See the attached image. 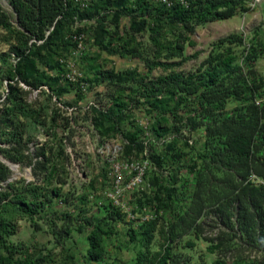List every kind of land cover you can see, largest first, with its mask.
<instances>
[{
    "label": "trees",
    "instance_id": "1",
    "mask_svg": "<svg viewBox=\"0 0 264 264\" xmlns=\"http://www.w3.org/2000/svg\"><path fill=\"white\" fill-rule=\"evenodd\" d=\"M5 1L12 13L0 4V37L8 46L0 53V86L7 82L0 101V155L28 166L44 185L10 182L12 171L0 162V264H76L74 256L61 262L41 253L32 257L28 245L12 242L22 220L37 230L42 220L62 248L73 233L84 234L88 248L82 264H118L109 253L122 248L114 244L117 226L127 228L124 247L138 249L128 264H181L175 249H191L200 239L215 256L211 264H264V76L256 67L264 59V42L255 35L246 43L242 34L232 33L215 41L196 69H183L197 57L185 55L186 47L195 45L196 29L246 13L252 0H93L86 8L76 0ZM80 34L99 52L135 59L143 68L104 71L96 64L100 54L80 58L92 81L105 85L98 96L111 104L89 110L102 142L120 136L124 156L138 155L145 130L137 115L147 109L152 117L151 194L135 203L155 206L159 213L139 225L107 199L95 198L96 211L88 212L84 207L91 189L96 191L94 180L88 193H63L70 157L51 143L58 136L51 101L70 89L81 92L61 79L60 62ZM34 90L42 100L29 103ZM33 127L47 139L30 151ZM160 140L163 144L155 146ZM52 181L58 186L49 189ZM60 197L71 211L46 214L52 199ZM157 237L159 250L151 253ZM252 253L257 257L251 259Z\"/></svg>",
    "mask_w": 264,
    "mask_h": 264
},
{
    "label": "rangeland",
    "instance_id": "2",
    "mask_svg": "<svg viewBox=\"0 0 264 264\" xmlns=\"http://www.w3.org/2000/svg\"><path fill=\"white\" fill-rule=\"evenodd\" d=\"M0 4L4 10L11 15L12 10L8 3L5 0H0ZM249 10L246 13H240L237 16L225 20L217 21L213 23H208L201 27H198L195 33L192 36V40L195 43L194 47H186L185 55L193 56L197 54V57L190 59L184 64L183 69L189 71L190 69H196L197 66L206 58L211 45L220 38H223L229 34L237 33L242 34L246 40V43L249 41V38L258 35L259 38L264 42V0H252L248 4ZM90 25L92 23H86ZM122 27L128 25V20L123 19L120 24ZM84 51L82 55L89 54L97 57L96 64L99 65L101 70H115L116 72H122L135 67L139 68V71H143L142 65L138 63L135 59L127 57L112 56L106 52H99L95 47L91 45L88 35H84ZM41 42L38 43L39 46ZM8 46L1 41L0 37V53L7 52ZM71 52V51H70ZM65 58L70 55V53H64ZM81 55V56H82ZM85 66V65H84ZM256 67L264 76V59H261ZM75 70L78 74L81 75V78H89V90L86 93L78 92L75 88L70 89L65 93L60 100H56L54 97L52 99V105L56 108L57 113V133L58 136L51 140V143L63 147V154L69 155V159L65 158V171L67 182L62 187L63 193L69 191L75 193V197L81 194L88 193L89 184L92 180L95 181L96 191L91 189V194L93 196L89 197L85 203L84 208H88V212H95V198L103 201L106 199L104 192L110 190L113 187V172L120 170V167L124 166L127 169L120 170L122 176V182L120 187L125 188V184H129L131 178L136 174V167L147 161V168L144 172L143 180V190L134 188L133 190L125 191L124 201L127 202V205H133L137 199L144 200L146 195L151 194V186L149 183V176L147 172L150 171L151 164L150 158H148V145L149 139L152 138L151 133L148 131L150 127L152 117L149 110L142 109L137 115V120L139 121L140 126L145 130L144 137L142 138V153L138 155H133L129 158L124 156L123 145L124 141L120 136L115 138H110L106 142H102L99 138L98 133L92 129L90 124V107L97 106V104L103 106L107 109L110 107L108 99L106 97H100L99 94L103 95L105 92V85L103 83L97 84L92 81L93 74L86 73V70L83 68L81 59L75 60ZM159 72L153 73L152 76H156ZM6 81L3 82L0 86V101L6 95ZM21 86V84H19ZM23 88V87H22ZM27 89V88H25ZM45 92H48L45 89ZM36 93V94H35ZM38 91H30L27 100L29 103L34 102L39 98V101L42 100L38 96ZM101 100V103H100ZM68 120V123L64 122V119ZM75 118V119H74ZM44 132L41 129L36 131L35 127L30 128V133L33 136V140L28 143L30 151L34 148V143L36 141L41 142L47 137L44 136ZM72 132V138L68 139L67 135ZM164 140H160L156 143L155 146H161ZM16 171H12V177L9 180H24L25 182L36 181L41 186L44 183L41 180H37L31 173V170L28 166H20L16 164ZM25 184V183H24ZM55 181H52L48 188L57 187ZM125 190V189H124ZM60 197L59 199H52V203L49 204V207L45 211L49 216H60L62 212L66 211L69 208L65 207V204L62 203ZM133 201L134 203H131ZM79 208L83 205L77 203ZM134 206V205H133ZM152 206V205H149ZM71 211V210H70ZM135 214L140 212V208L134 210ZM41 230H37L32 227L27 220L20 221L19 229L17 233L11 238L12 242H21L30 247V254L32 257L37 256L41 253L42 256H51L55 261H64L66 256H74L76 264H82L83 257L86 254L88 244L84 234L73 233L66 241L62 247L55 245V239L50 235L47 228L43 225V221H37ZM58 224H61V221H58ZM119 234L114 239V244L116 246H122V248L110 249L109 253L112 258L116 257L118 264H128L131 263L136 256L138 249L136 247L130 246L129 248L124 247L125 241L128 240L125 237V231L127 228L122 226H117ZM183 243L186 242L187 238L182 239ZM161 241L159 238H156L153 246H151V253L159 250V245ZM207 243L203 240L195 241V246L191 249L186 248H176V252L181 256V264L184 261H188V264H211L215 259V256L208 254L207 252ZM49 252V254H47ZM251 259L254 257L252 253ZM47 258V257H46ZM190 258V259H189ZM188 259V260H187ZM70 264V263H69Z\"/></svg>",
    "mask_w": 264,
    "mask_h": 264
},
{
    "label": "built area",
    "instance_id": "3",
    "mask_svg": "<svg viewBox=\"0 0 264 264\" xmlns=\"http://www.w3.org/2000/svg\"><path fill=\"white\" fill-rule=\"evenodd\" d=\"M80 3L82 8H86L91 1L93 0H76ZM166 2V0H163ZM84 39L85 36L80 34L79 36H74L73 40L77 43L76 47L71 50L70 55L66 58H62L60 62L65 65V72L61 74V79L72 84H76L82 93H86L89 90L88 82L82 80L81 75L78 74L75 70V60L81 58L82 52L84 51ZM17 59L12 56V62L15 63ZM23 88H27L25 85L21 84ZM36 91V90H34ZM36 94V93H35ZM106 142V141H105ZM140 167H136V174L131 178L130 183L125 184V190L120 187L122 182V176L120 170L127 169L124 166L120 167V170L115 174L113 172V187L104 192V195L107 200H109L115 207L120 209L122 213L126 215V219L130 222H133L135 225L142 224L144 222L150 221L158 217V210L155 206H149L143 204L142 207H138L135 205H127V202L124 201V193L125 191L133 190L134 188L143 190L142 184L144 180V172L147 168V161L142 162ZM140 208V212L135 214V209Z\"/></svg>",
    "mask_w": 264,
    "mask_h": 264
},
{
    "label": "water",
    "instance_id": "4",
    "mask_svg": "<svg viewBox=\"0 0 264 264\" xmlns=\"http://www.w3.org/2000/svg\"><path fill=\"white\" fill-rule=\"evenodd\" d=\"M0 162L3 163V164H5L6 166H8L9 169H10L11 171H13L12 167L9 165L11 162H10V161H7V160H6L5 158H3L1 155H0ZM11 164H13L14 166H17V165L14 164V163H11Z\"/></svg>",
    "mask_w": 264,
    "mask_h": 264
}]
</instances>
